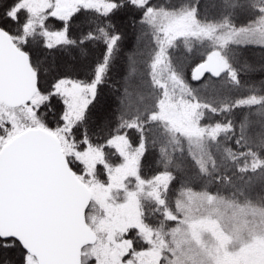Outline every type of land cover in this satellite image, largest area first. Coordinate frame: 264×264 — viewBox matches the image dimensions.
Returning a JSON list of instances; mask_svg holds the SVG:
<instances>
[{"label":"snow or ice","instance_id":"snow-or-ice-1","mask_svg":"<svg viewBox=\"0 0 264 264\" xmlns=\"http://www.w3.org/2000/svg\"><path fill=\"white\" fill-rule=\"evenodd\" d=\"M252 199L264 0H0V264H230Z\"/></svg>","mask_w":264,"mask_h":264},{"label":"rangeland","instance_id":"rangeland-1","mask_svg":"<svg viewBox=\"0 0 264 264\" xmlns=\"http://www.w3.org/2000/svg\"><path fill=\"white\" fill-rule=\"evenodd\" d=\"M238 219V234L233 247L239 248L243 245V248L235 256L228 253L230 264L264 262V209L245 205ZM251 237H254L251 243H245Z\"/></svg>","mask_w":264,"mask_h":264},{"label":"trees","instance_id":"trees-1","mask_svg":"<svg viewBox=\"0 0 264 264\" xmlns=\"http://www.w3.org/2000/svg\"><path fill=\"white\" fill-rule=\"evenodd\" d=\"M248 206H254V207H258L261 209H264V203H261L258 200L252 199L249 204H247Z\"/></svg>","mask_w":264,"mask_h":264}]
</instances>
